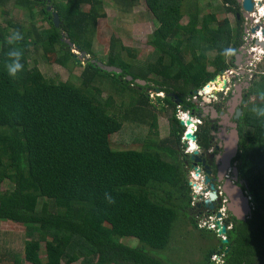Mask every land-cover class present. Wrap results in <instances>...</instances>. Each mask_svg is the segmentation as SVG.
<instances>
[{"label": "trees", "instance_id": "obj_1", "mask_svg": "<svg viewBox=\"0 0 264 264\" xmlns=\"http://www.w3.org/2000/svg\"><path fill=\"white\" fill-rule=\"evenodd\" d=\"M7 1L0 0V7ZM120 1L130 5L135 0ZM144 1L157 23L149 43L158 54L144 69L146 74L160 77V82L134 73L131 65L113 52L106 62L91 60L120 68V74L112 73L118 79L88 61L80 86L68 81L50 82L38 69H28L24 55V71L12 79L5 71L10 45L0 36V183L4 179L13 183L11 190L0 192V222L23 225L28 230L30 239L24 244L22 256L26 264H71L80 258L82 264H166L153 252L169 248L180 217H188L197 228L188 213L192 196L174 133L140 151L113 150L110 137L119 134L123 125L110 114L111 97L103 99L94 83L105 77L123 83V89L135 86L133 92L140 105L129 104L124 119L129 117L138 123L144 116L142 105L146 108L149 102L145 88L128 82L127 76L147 82V87L150 81L166 94L201 90L227 67L217 55L210 62L215 70L209 72L206 52L222 51L229 44L236 51L242 43V28L232 27L227 19L218 21L214 14L201 15L196 7L188 10V22L180 27L182 8L188 0ZM30 2L41 5L37 14L48 21L50 31L32 27L31 38L20 25L7 22L24 34L20 43L23 50L54 54L56 62L67 68L75 61L72 48L62 41L65 33L79 51L91 53L89 45L97 20L105 17L103 0H65V4L14 0L26 10ZM220 2L234 13L240 9L236 0ZM82 5L88 9L82 10ZM48 6L58 14V27ZM120 48L128 52L124 46ZM186 53L190 54L189 61L184 58ZM260 81L256 93L264 86V76ZM165 104L175 107L168 98ZM258 105L264 106V101ZM170 119L180 125L174 117ZM244 125L248 139L245 136L241 143L238 172L247 184L251 214L245 221L230 215L227 224L232 228L227 232V243H219L228 248L225 264H264V125L250 111ZM106 193L115 204H106ZM40 199L51 201L56 211H50L47 203L39 207ZM120 237L136 239L137 246L120 243ZM41 242H45L44 259L39 255ZM214 251L204 253L203 264H211L209 256Z\"/></svg>", "mask_w": 264, "mask_h": 264}, {"label": "rangeland", "instance_id": "obj_2", "mask_svg": "<svg viewBox=\"0 0 264 264\" xmlns=\"http://www.w3.org/2000/svg\"><path fill=\"white\" fill-rule=\"evenodd\" d=\"M52 1L53 3L65 4V0ZM103 3L105 17L97 20L96 33L89 45L91 53L88 55L86 54L87 60L81 59V51H76L75 48H73L70 50V53L76 65L69 62L68 67L64 68L56 62V55L43 54L40 49L34 50L33 48H28L23 50V55L27 59L28 69H38L44 78L50 82L58 83L68 81L76 86H80L83 80L82 72L87 62L91 59L103 60L102 62H106L110 52H113L119 53L121 59L131 65V70L134 73L141 72L146 75L149 80L160 82L162 80L160 77L155 76V74H146V70L144 69L149 63H153L158 55L154 47L149 43V38L157 27V23L149 13L145 1L135 0L130 5H123L120 0H103ZM40 6L39 3L30 2L28 10H26L23 6L16 5L14 0L5 2L4 5L0 7V36L6 39L9 30L12 29L7 22L20 25L22 32L31 38L32 27L37 31H50L48 21L45 20L44 16L37 14ZM195 7L199 9L201 15L214 14L218 21L226 17L229 19L232 26L235 24L233 16L228 15V11H230L229 8L221 5L220 0H188L182 8L184 17L180 21V27L187 24V12L188 10L190 11V9L193 10ZM50 8L48 12H54L52 7ZM81 9L85 11L88 7L82 5ZM259 9L263 15L264 5L260 6ZM258 20H260L259 23L264 22V18H258ZM253 21L256 23L257 19H253ZM253 21L251 23L249 20H244V25L247 23V26L245 25L247 30L244 34L245 41L243 42V48H246V50H248V48L250 49L254 43L251 38V32H249V29L255 25ZM211 26H213V24ZM112 41H114L113 51L112 48H110V43ZM120 46L127 48L128 52L123 51ZM221 53L222 51L215 49L206 52L208 61L207 70L209 72H213L215 69V66L211 65L210 62L217 55H220L225 62L229 61V58L224 57ZM246 53L248 54V52ZM247 54H245V56ZM259 55V53H254L255 58H248L247 62L257 63ZM184 58L186 61H189L190 54H184ZM258 65L256 69L258 72L256 78L260 79V76H264V59L261 64ZM108 74L118 79L117 75H113L112 73ZM148 84L150 90L147 87V89L144 90V94L148 98L149 105L146 108L142 105L144 116H142V121L135 123L134 120H130L129 117L124 119V111L129 104L130 106L131 104L140 105L136 103L138 95L133 92V90H136L135 86H131V90L129 88L123 89L121 88L125 86L123 83H118L114 80L112 82L110 78L103 77L96 79L94 86L101 90V97L103 99L111 97L112 99L113 109L110 111V114L121 121L123 125L122 131L119 134H114L110 137V145L113 150L140 151L151 143L156 144L162 139L171 137V132L174 133L172 137L175 144L180 143L179 126L176 125V122L172 123L170 119L172 117L179 119V115L177 114L178 116L176 117L173 116L172 110L167 109L168 106L165 104V101L162 100V102H164L161 103L157 100L163 97V94L158 93L159 91L153 87L154 84L152 82L149 81ZM261 91H264V86ZM145 114H147V117ZM153 117L155 118V126L152 124ZM179 151L182 154L183 148H180ZM189 170L188 168L187 173L185 170L188 185L192 181L195 182ZM12 184L11 180L4 179L0 183V192L11 190ZM43 203H47L50 211H56L51 201L40 199L39 207ZM212 203H214V200L209 199L206 206L211 208L208 205L214 206ZM201 220L206 221V219ZM29 239L28 230L25 226L9 222H0V264H26L23 262L22 256L24 244ZM119 239L120 243L128 247L137 246V240L134 238L120 237ZM223 239L225 240V237H217L214 232L200 231L194 228L188 221V217H180L175 223V228L172 231L169 248L165 250H156L153 253L164 260L166 264H203L204 253L207 250H218L217 245H221L219 241ZM47 241L50 240L48 239ZM39 255L44 259L45 242L40 243ZM64 261L63 259L62 262L64 263ZM71 264H82V260L80 258Z\"/></svg>", "mask_w": 264, "mask_h": 264}, {"label": "flooded vegetation", "instance_id": "obj_3", "mask_svg": "<svg viewBox=\"0 0 264 264\" xmlns=\"http://www.w3.org/2000/svg\"><path fill=\"white\" fill-rule=\"evenodd\" d=\"M238 5L240 7L238 12L234 13L230 9V11H228V15H232L234 18L235 24L234 26H231H239L240 28H242V43L236 49V54L234 55L232 64H229L228 61L226 62L227 67L218 71L215 77H213L214 81L208 83L209 87L206 86L201 89V96L194 94V91L187 90L183 93L169 92L166 94L163 92H159L163 93V97L157 99L161 103H163L166 98L170 99L175 107L171 108L168 106L167 109L172 110L173 116L176 117L179 115L178 117H182V120L184 116H188V119L194 122V125H192V133L190 134L195 137L192 142L195 146V151L197 152L194 157L198 158V161L194 163V159L191 158L193 151L188 150V145L190 144V142H188L187 138L185 137L187 131L190 128V125L189 127H187V125H179V141L181 144L177 143L176 145L179 149L183 148L182 154L179 149L178 151L180 153V160L184 164L186 173L189 168V173L192 175V179L195 181L198 180L197 190L198 187L200 190H205L206 188H211V185H213V189L209 188V191H207V193H209L207 196L210 200H214V203H212V205L214 206L210 205L211 208H208L207 206L202 207V203H196L188 212L189 217L193 218L197 229L200 231H207L206 229L198 228V222L201 219H206L208 224L212 223L209 217L213 215V213L219 208L221 202L220 196L215 190H218V188L222 190L225 181L228 180L232 185L239 186L242 189L244 197H249L247 193L246 181L241 178L238 172L239 162L237 158L241 149L242 140L245 136V138H247L246 130L243 129V127L245 126V116L250 111V108L253 105H258V103H260L258 95L254 91V89L261 81L260 79L256 78L258 74L256 69L257 66H259L258 64H260L259 59L257 60V63L247 62L248 58H255L254 53H258L260 47L255 48L254 51L250 50L249 48L248 50H246V48H243V42L245 41L244 34L247 30V23H245V26L244 20H249L252 23L253 19H258L260 17L264 18V16L261 15L262 13L256 14L257 17L256 15L253 16V14L244 12L241 9V4L238 3ZM225 7L229 6L225 5ZM223 19L227 18L224 17ZM227 20L229 21V19ZM254 24L255 25L249 29V32H251L252 35L254 34L252 30L256 27L258 28V31L264 30V22H256ZM260 35L262 38H260L259 43H263L264 37L262 36V34ZM253 41V46H259L257 45L255 40ZM228 47H232V44H229ZM246 52H248V54ZM245 54L247 55L245 56ZM236 55H241L240 66L239 64L236 65L235 63ZM218 82H221V84H218ZM223 85H225L224 89H222ZM141 87L147 89V82H145V84ZM155 89L159 90L158 88ZM208 89H211V91L207 92ZM214 92H217V94L209 103L203 102V96L210 98L209 95ZM162 100L164 101L162 102ZM212 112L215 113L213 116ZM179 121L180 120H178V122ZM232 146H234L233 151H231ZM227 152L231 154V157L229 158L228 162L225 163L224 155ZM196 172L197 176L195 175ZM206 177L209 180L207 184H205ZM195 184H192L190 186L191 195L192 193H195ZM213 195L214 198H212ZM224 196L227 198L225 194ZM228 214L229 213H227V216L223 220L224 226L226 227V233L223 234V237H225V239L227 236V232L232 228V225L230 223L227 224L232 217H230V215ZM229 226L230 228L227 229V227ZM207 232H214V234L219 237L216 231L209 230ZM217 246L218 250H215L209 256V261L211 262V264H225V254L228 248L223 247L222 244ZM213 255H216V258H212Z\"/></svg>", "mask_w": 264, "mask_h": 264}, {"label": "water", "instance_id": "obj_4", "mask_svg": "<svg viewBox=\"0 0 264 264\" xmlns=\"http://www.w3.org/2000/svg\"><path fill=\"white\" fill-rule=\"evenodd\" d=\"M237 2L239 4H241V9L244 12L250 13L254 10V5L255 3L252 0H237ZM50 6L47 7V11H50ZM52 14V21L55 27L59 26V18H58V14L55 12H51ZM258 28L256 27L255 29L252 30V32H255ZM264 34V33H263ZM67 34L63 33L62 34V41H64L66 44H68L69 47L71 48H75L76 51H79V47H74V45L68 41V39H66ZM259 45L261 47H263L264 45L262 43H259ZM80 57L81 59L87 60L86 57V53L84 51H81L80 53ZM236 60L235 63L236 65L240 64L241 62V55H236ZM91 63H94L97 65V67H99L102 71L107 72V73H114V74H120L122 72V70L120 68L114 67V66H109L106 64L101 63L100 61L97 60H90ZM126 80L128 82L134 81L136 84L138 85H144L145 82L143 80H133V78L131 76H127ZM214 81V79H212L210 82ZM206 86H209V84H206ZM225 85L222 86V89H224ZM194 94H197L199 96L202 95V92L199 91H194ZM217 94V92L212 93L210 96V98H207L205 96H203V102L209 103L212 98ZM212 116L215 114L214 112H212ZM179 124L181 126H183L184 124L186 125H191L192 121L190 119L184 121H179ZM186 138L191 139L192 141L195 139V137L190 134V133H186L185 135ZM234 146L231 147V151H233ZM189 151H193V154L191 155V158L194 159V163L196 161H198V158H195L194 156L196 155V151H195V146H189L188 147ZM231 157V154L229 152H227L224 155V161L225 163L228 162L229 158ZM197 175V172L196 174ZM209 182L208 178H205V184H207ZM210 188V187H209ZM209 188H206L202 193H207V191H209ZM222 192L227 196L228 198V205H227V210L229 211L230 215L237 221H245L246 219H248L250 217L251 214V204L249 203L250 199L248 200V198L244 197L242 189L239 186H235L232 185L230 183V181H225L224 186L222 187ZM213 189V185H211V188ZM217 192V190H215ZM196 197V195H195ZM203 197V195H201L199 198ZM212 198H214V195L212 196ZM209 198L204 200L202 203V207L207 205ZM210 206V205H208ZM211 207V206H210ZM216 216L219 218L220 214H216ZM217 229L218 232L217 234L223 235L226 233V227L224 225H220L219 223H217ZM221 243L226 244L227 240H221Z\"/></svg>", "mask_w": 264, "mask_h": 264}, {"label": "clouds", "instance_id": "obj_5", "mask_svg": "<svg viewBox=\"0 0 264 264\" xmlns=\"http://www.w3.org/2000/svg\"><path fill=\"white\" fill-rule=\"evenodd\" d=\"M253 1V0H252ZM254 2V1H253ZM255 3V2H254ZM261 5L263 6V0H261ZM255 7V5H254ZM257 10V8H256ZM254 15H255V12H254ZM262 18V17H260ZM256 20V19H255ZM260 20L257 19L256 22H259ZM258 30H256L255 32H253L254 34L257 33ZM259 32L262 33V36L264 37V30H259ZM255 41L257 43V45H259V40L257 38V34H255ZM6 40H7V43L10 45L8 51L6 52V61H5V71H6V74L8 75V77L12 78V79H16L19 77V75L21 73H23L24 71V64L22 62V59H23V49L20 47V43L24 40V34L17 30V29H10L9 30V34L7 35L6 37ZM254 40V39H252ZM264 44V42H263ZM260 46V45H259ZM261 47V46H260ZM262 49L264 48L261 47ZM73 49V48H72ZM258 53L260 54L259 55V61L260 63L263 61L264 59V54L260 53L258 51ZM257 53V54H258ZM236 54V51L234 48L232 47H225L223 50H222V53L221 55H223L224 57L226 58H231L232 56H234ZM159 91V90H158ZM199 91V90H198ZM202 91V90H200ZM160 92V91H159ZM158 92V93H159ZM160 94H163V93H160ZM258 95V98L260 101H264V91H260L257 93ZM250 112L251 113H254L255 114V118H259L260 119V124L261 125H264V106H260V105H253L251 108H250ZM178 120H182V117H179ZM195 182H198L195 181ZM195 182H190L189 183V187L192 185V184H195ZM196 186H194L195 188V193H192V202H191V207L194 206V204H200L202 203L204 200L208 199V196L204 197V195L206 193H202L204 190H200L199 187H198V190H197V183L195 184ZM203 189V188H202ZM191 191V189H190ZM209 194V193H208ZM196 195V197H195ZM201 195H203V197L199 198ZM194 199V200H193ZM105 201H106V204L108 205H113L116 203L115 199L112 197V196H109L107 193L105 194ZM203 204V203H202ZM216 214H217V210L215 211ZM214 212V213H215ZM213 213V214H214ZM227 213H229V211L227 210ZM220 214V213H218ZM230 215V213L228 214ZM212 216V215H211ZM207 221V220H206ZM218 223V222H217ZM217 223H216V226H217ZM220 224V223H219ZM207 231H209L208 229H206ZM218 232V231H217ZM216 232V233H217ZM219 236V235H218ZM221 236V235H220ZM219 236V237H220ZM226 240V239H225Z\"/></svg>", "mask_w": 264, "mask_h": 264}, {"label": "built area", "instance_id": "obj_6", "mask_svg": "<svg viewBox=\"0 0 264 264\" xmlns=\"http://www.w3.org/2000/svg\"><path fill=\"white\" fill-rule=\"evenodd\" d=\"M256 34H257L258 40H260V38H262L260 34H262V33L258 31ZM251 38L254 39V40L256 39L254 34L251 36ZM257 47H260V46H255L254 45L252 48H250V50L254 51V49L257 48ZM259 52L262 53V54H264V50L263 49H259ZM194 191H195V188H194ZM217 192H218V194L220 196V200H221L220 205H219V208L217 209V213H220V217L218 218L216 216V212H215L212 216L209 217V219L212 221L211 224H208V222L205 221V220H203V221L200 220L198 222V228L199 229H208V230L210 229V230H213V231H216L217 232L218 229L216 227V223L218 222V223H220V225H224L223 220L227 216V205H228V201H227V198L224 196V193L222 192V190L220 188H218ZM207 195H208V193H206L204 195V197H206ZM248 199H250V197H248ZM229 228H230V226L227 227V229H229ZM221 236H223V235H221ZM212 258H216V255H213Z\"/></svg>", "mask_w": 264, "mask_h": 264}, {"label": "bare ground", "instance_id": "obj_7", "mask_svg": "<svg viewBox=\"0 0 264 264\" xmlns=\"http://www.w3.org/2000/svg\"><path fill=\"white\" fill-rule=\"evenodd\" d=\"M253 1H255V7H254V10L251 12V13H249V14H254V12H255V14H258V13H261V11H259L260 9H259V7L260 6H262L261 5V1L260 0H253ZM256 8H257V10H256ZM262 15V14H261ZM264 15V14H263ZM262 15V16H263ZM263 44V43H262ZM264 45V44H263ZM261 49V48H260ZM218 84H221V82H218ZM221 86V85H220ZM207 87H209V86H207ZM212 88V87H211ZM211 91V89H208L207 90V92H210ZM185 117V118H184ZM183 118V120H180V121H186V120H188V116H184ZM194 122L192 121V124L190 125V128H189V130L187 131V133H192V128H193V126L192 125H194L193 124ZM184 126H186V124H184ZM187 127H189V125H187ZM187 140H188V142H190V144L188 145V147L189 146H192L193 145V142H192V140L191 139H188L187 138ZM197 176V175H196Z\"/></svg>", "mask_w": 264, "mask_h": 264}]
</instances>
